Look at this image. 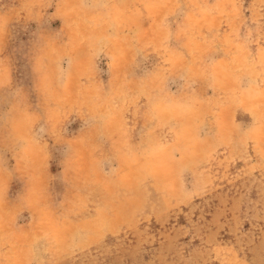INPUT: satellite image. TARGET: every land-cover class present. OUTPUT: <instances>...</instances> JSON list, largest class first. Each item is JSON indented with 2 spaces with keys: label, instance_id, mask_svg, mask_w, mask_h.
Listing matches in <instances>:
<instances>
[{
  "label": "rangeland",
  "instance_id": "374dc122",
  "mask_svg": "<svg viewBox=\"0 0 264 264\" xmlns=\"http://www.w3.org/2000/svg\"><path fill=\"white\" fill-rule=\"evenodd\" d=\"M0 264H264V0H0Z\"/></svg>",
  "mask_w": 264,
  "mask_h": 264
}]
</instances>
